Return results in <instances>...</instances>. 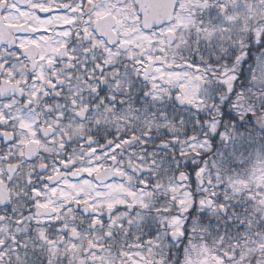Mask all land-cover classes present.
I'll use <instances>...</instances> for the list:
<instances>
[{"label": "snow or ice", "instance_id": "1", "mask_svg": "<svg viewBox=\"0 0 264 264\" xmlns=\"http://www.w3.org/2000/svg\"><path fill=\"white\" fill-rule=\"evenodd\" d=\"M0 264H264V0H0Z\"/></svg>", "mask_w": 264, "mask_h": 264}]
</instances>
